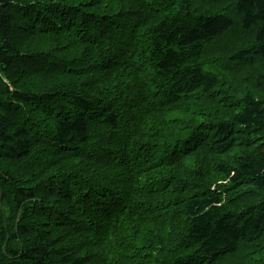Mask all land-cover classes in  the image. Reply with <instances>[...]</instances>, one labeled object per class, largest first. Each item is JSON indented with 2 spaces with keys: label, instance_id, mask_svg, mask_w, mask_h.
<instances>
[{
  "label": "trees",
  "instance_id": "trees-1",
  "mask_svg": "<svg viewBox=\"0 0 264 264\" xmlns=\"http://www.w3.org/2000/svg\"><path fill=\"white\" fill-rule=\"evenodd\" d=\"M256 64L264 0H0V264H264Z\"/></svg>",
  "mask_w": 264,
  "mask_h": 264
},
{
  "label": "rangeland",
  "instance_id": "rangeland-1",
  "mask_svg": "<svg viewBox=\"0 0 264 264\" xmlns=\"http://www.w3.org/2000/svg\"><path fill=\"white\" fill-rule=\"evenodd\" d=\"M75 1H77V0H75ZM87 1L91 2L93 0H81V3H85ZM18 23H22V21L19 20ZM13 39L15 40L14 43L16 45H18V46H21V48H23V49H24L23 43H25L27 41L29 42L31 40L29 38V39H26L25 42H22V39H17L16 36H14ZM64 43H66V42H64ZM26 45H29V44L26 43ZM31 48L35 49L34 47H31ZM72 53H73L72 56L76 57V58H79L81 55H83L79 49H72ZM258 63H261V62L259 61ZM257 66H258L257 64L254 65V66L244 65L243 71H245L246 74L240 73L238 75L239 76V81H240L239 85H236L233 80H231V79L219 74V80H218L217 86H219V88H221L220 91H219V94L224 92V91H226V92H228L231 95L240 96V95H244L247 90H250L252 92V94H254V96L257 97L260 100L261 108H262V116L264 117V96L261 95L260 92H256V93L253 92V91H255V89L248 85L250 78L253 77V75L256 73ZM263 69H264V67H263ZM4 77H5V81H7V84L9 85V88L11 90H14V87H16L17 89H21L19 84H15L13 81L10 80V77L6 78V75H4ZM85 77H88V76H85ZM34 80H36V78L34 76H32V77H29V78H27L25 80L24 79L21 80L20 83L22 81H34ZM29 83L30 82H28V84ZM44 92H46V91H44ZM215 95H217V94H215ZM223 95H226V94H223ZM211 105H212V108L215 111H217V112H219L221 114H225V113L228 112V111H225V109L221 108L219 105H216V104H211ZM230 113H231V111L229 113H227V115L229 116ZM36 125H37V128H38V126H39L38 123H36ZM258 139L260 140L259 137H258ZM12 175H13V177L17 176V175H15L13 173H12ZM17 184H18V182H11V181L8 180V183L6 184V186H8L9 189H4V190L14 191V189L17 186ZM21 186L23 188H26V186L24 185V182L22 183ZM262 196H264V195H262ZM7 238H8V233L6 234L5 242H7V240H8Z\"/></svg>",
  "mask_w": 264,
  "mask_h": 264
}]
</instances>
